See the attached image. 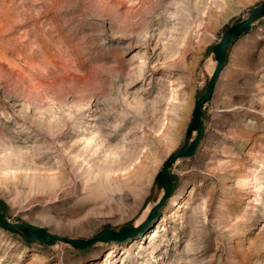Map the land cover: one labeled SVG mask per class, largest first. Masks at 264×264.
Returning a JSON list of instances; mask_svg holds the SVG:
<instances>
[{
    "label": "rangeland",
    "instance_id": "obj_1",
    "mask_svg": "<svg viewBox=\"0 0 264 264\" xmlns=\"http://www.w3.org/2000/svg\"><path fill=\"white\" fill-rule=\"evenodd\" d=\"M263 2L0 0L5 218L79 240L144 225L85 249L0 229V264H264V18L232 47L203 108V137L169 169L172 194L135 225L152 208L163 161L184 141L215 67L210 48ZM121 152L143 158L142 184L102 202L87 175ZM89 156L61 195L72 163ZM235 178L245 186L227 187Z\"/></svg>",
    "mask_w": 264,
    "mask_h": 264
},
{
    "label": "water",
    "instance_id": "obj_2",
    "mask_svg": "<svg viewBox=\"0 0 264 264\" xmlns=\"http://www.w3.org/2000/svg\"><path fill=\"white\" fill-rule=\"evenodd\" d=\"M262 18H264V2L251 9L244 20L238 21L226 28L223 31L219 42L210 48L215 63L214 70L209 77L202 94L195 100L191 120L187 127L183 143L163 161L160 171L154 177L150 197L152 208L148 214V218L155 215L165 200L172 194L174 185L169 174L171 166L179 159L191 157L203 137V108L214 95L217 80L228 60L232 47L241 37L248 34L251 26L255 22ZM143 227L144 225L134 228L128 224H124L115 230L101 231L87 240L66 238L53 235L43 228L35 227L27 223H10L5 218L4 207L0 203V228L31 244L36 243L39 245L50 246L56 243H61L69 245L75 249H85L97 242L122 241L125 238L132 236L136 231Z\"/></svg>",
    "mask_w": 264,
    "mask_h": 264
},
{
    "label": "bare ground",
    "instance_id": "obj_3",
    "mask_svg": "<svg viewBox=\"0 0 264 264\" xmlns=\"http://www.w3.org/2000/svg\"><path fill=\"white\" fill-rule=\"evenodd\" d=\"M149 0H143V2H146ZM56 11V10H55ZM40 12V11H39ZM43 12V11H42ZM40 12V13H42ZM39 13V14H40ZM197 16L199 15L200 10L197 9L196 10ZM55 14V13H54ZM57 14V13H56ZM29 16V14H28ZM143 16V15H142ZM53 17V16H52ZM37 18V17H36ZM199 19V18H198ZM33 20V19H32ZM53 20V18H52ZM31 21V20H30ZM196 21V20H195ZM189 23V22H188ZM190 24V23H189ZM35 25V24H34ZM33 25V26H34ZM197 27L200 26V24H195ZM16 29V28H15ZM35 29V28H34ZM43 29V28H42ZM51 30V29H50ZM31 31V30H30ZM27 32V31H26ZM38 33V32H37ZM42 33V32H41ZM51 33V31H50ZM39 34V33H38ZM46 34L44 33V36ZM28 36V35H27ZM47 36V35H46ZM45 36V37H46ZM44 43L47 44L46 41H49L44 39ZM42 42V41H41ZM51 43V42H50ZM39 46V45H38ZM43 46V45H41ZM47 46V45H46ZM52 46V43H51ZM54 46V45H53ZM57 46V45H56ZM40 47V46H39ZM47 48V47H46ZM54 48V47H53ZM57 48V47H56ZM37 50V49H36ZM55 50V48L53 49ZM40 51V50H37ZM43 51V50H42ZM52 51V50H51ZM60 52V51H57ZM22 53V52H21ZM40 53V52H39ZM42 53V52H41ZM44 53V52H43ZM46 53V51H45ZM57 54V53H56ZM44 55V54H43ZM40 56V55H39ZM45 56V55H44ZM57 56V55H56ZM47 57V56H46ZM49 57V56H48ZM31 58V57H30ZM54 60V59H52ZM45 61V59H44ZM135 146V145H134ZM138 146V144H137ZM135 148V147H134ZM132 152V150H131ZM135 152V151H134ZM139 154V153H138ZM137 155H133L131 153L128 152H121L119 154H117V156H115L114 158L110 159L108 158V160H104L101 165L96 166L97 168V174L96 175H92L93 173H89L90 175L88 176V180L87 182H89V184H91V182L95 183V187L99 189L100 194H102V196H104V199L102 202H109V198L111 197V193L114 192H126L125 189L128 190H134L136 188H140L141 184H142V172H144V168L140 166L141 159L139 162H137L139 160V156L136 157ZM90 157V156H89ZM75 160V159H74ZM93 161V158L90 157L89 159L87 157H84L82 160L80 161H74L71 165V172H70V177L72 180V184H69V186L65 189L62 190L61 195H66L70 190L71 187L74 185V183L76 182V178L81 177L84 173H85V169L83 168L82 171L80 173H75L77 169H79L80 166L83 165H88L89 163H91ZM135 162V165L131 166V163ZM139 163V164H138ZM94 164H92L93 166ZM236 179V178H235ZM240 179V178H239ZM238 178L236 179V181H230L229 180V184L227 187L229 188H233V187H243L245 186L246 182H244L243 180H239ZM245 183V184H244ZM88 184V185H89ZM90 186V185H89ZM117 197V195L115 196ZM151 210V206L148 207L146 210H144L143 214L140 216V218L137 220L135 225H139V223H141L145 217L147 216V214L149 213V211ZM37 224H41L43 225V221H36ZM94 224L93 220H89L87 224L83 225V228ZM1 229V228H0ZM3 230V229H2Z\"/></svg>",
    "mask_w": 264,
    "mask_h": 264
}]
</instances>
